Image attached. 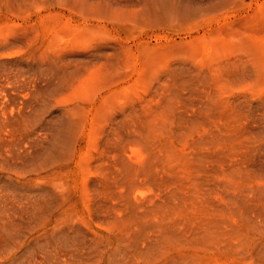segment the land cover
<instances>
[{
	"label": "rangeland",
	"instance_id": "1",
	"mask_svg": "<svg viewBox=\"0 0 264 264\" xmlns=\"http://www.w3.org/2000/svg\"><path fill=\"white\" fill-rule=\"evenodd\" d=\"M0 264H264V0H0Z\"/></svg>",
	"mask_w": 264,
	"mask_h": 264
}]
</instances>
